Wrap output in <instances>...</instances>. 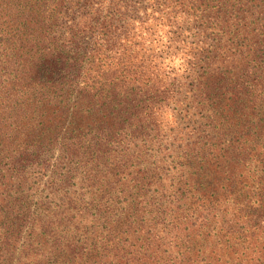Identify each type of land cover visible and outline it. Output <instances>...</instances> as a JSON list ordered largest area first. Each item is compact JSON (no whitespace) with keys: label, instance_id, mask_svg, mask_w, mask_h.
<instances>
[{"label":"trees","instance_id":"1","mask_svg":"<svg viewBox=\"0 0 264 264\" xmlns=\"http://www.w3.org/2000/svg\"><path fill=\"white\" fill-rule=\"evenodd\" d=\"M0 264H264V0H0Z\"/></svg>","mask_w":264,"mask_h":264}]
</instances>
